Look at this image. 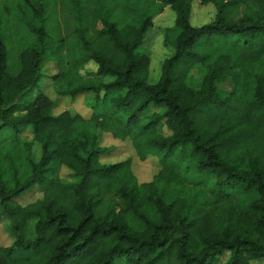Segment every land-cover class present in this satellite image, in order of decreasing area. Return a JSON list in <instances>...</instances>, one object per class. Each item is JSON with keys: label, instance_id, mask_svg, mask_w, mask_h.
<instances>
[{"label": "trees", "instance_id": "1", "mask_svg": "<svg viewBox=\"0 0 264 264\" xmlns=\"http://www.w3.org/2000/svg\"><path fill=\"white\" fill-rule=\"evenodd\" d=\"M23 1L43 18L41 0ZM193 1L158 0L175 18L154 83L138 51L153 15L128 19V5L100 3L91 34L29 24L15 72L0 36V264H264V0H211L199 26ZM80 95L88 115L56 112ZM124 141L157 161L150 179L131 157L105 162Z\"/></svg>", "mask_w": 264, "mask_h": 264}, {"label": "rangeland", "instance_id": "2", "mask_svg": "<svg viewBox=\"0 0 264 264\" xmlns=\"http://www.w3.org/2000/svg\"><path fill=\"white\" fill-rule=\"evenodd\" d=\"M37 1V0H35ZM46 6V12L43 18H30L29 12L23 0H0V36L3 38L9 52V70L15 72L17 69L16 55L18 51L24 47L29 46L33 42V34L30 31V25L44 24L48 33L55 39H59L75 27H81L88 34L94 32L99 27H95L91 21L94 14L92 10L99 6L100 3L105 4V0H84L85 10L79 17L71 0H41ZM108 4H116L117 9L128 5L130 11L128 19L137 20L146 14H152V26L148 29L146 37L142 45L138 48L139 52H144L150 57V68L148 75V82L154 83L158 80L160 75V67L164 58L170 56L172 48L164 44V29H169L173 26L175 13L168 6L161 7L158 0H107ZM119 13V12H117ZM215 14V6L211 0H194L192 5V13L190 22L193 26H199L210 21ZM123 17H126L123 15ZM169 36H173L170 31ZM95 64L89 62L83 69L86 71H94ZM45 73H54L53 63H48L44 66ZM44 90L52 99L56 98V94L52 90L50 78L44 79ZM60 106L56 112L62 109H71L83 115L89 114V109L85 105V98L80 95L76 98L69 99L62 98ZM106 136L105 143L110 144L112 140ZM110 156L117 159H110L105 162H115L126 157L132 158V169L138 176V180H148L156 172L158 168L157 161L152 157L146 161H139L128 141L117 143L115 150L111 152ZM67 170L62 169L61 175L65 176ZM168 190H163V195L167 198L170 196ZM40 196V192L36 188H32L28 192L22 194L18 199L22 204H26L35 200ZM0 244L9 245L10 238L3 226H0Z\"/></svg>", "mask_w": 264, "mask_h": 264}]
</instances>
